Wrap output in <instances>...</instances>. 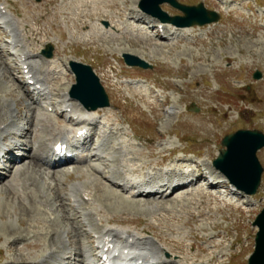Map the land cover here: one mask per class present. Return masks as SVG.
<instances>
[{
  "label": "rangeland",
  "instance_id": "1",
  "mask_svg": "<svg viewBox=\"0 0 264 264\" xmlns=\"http://www.w3.org/2000/svg\"><path fill=\"white\" fill-rule=\"evenodd\" d=\"M12 1L20 10L18 13L21 15V21L29 19L26 15L35 20L30 23L33 26L28 28V32L33 39L31 42L36 41L39 51L45 49L47 45H52L55 51L58 50V54L62 55L63 61L65 58H71L90 65L100 77L111 106L109 110L100 113L99 121L104 124L106 120L110 121L114 124V129L120 130V134L108 135V131L104 154L106 160L94 161L91 165L105 169L102 162L109 163L114 157L120 158V152L124 150L122 159L130 161L131 164L127 163L131 168L136 164H147L148 168L143 171L150 172L148 174H152L153 178L170 173L180 174L182 172L176 169L186 171L196 166L210 177V174L208 175L210 170H215L211 164L218 156L221 141L226 135L241 129L260 130L264 133V0H232L230 15L223 11L217 0H179L188 5L202 2L209 10L219 12L222 21L211 29L208 26L194 27L196 37L188 40L179 39L178 43L173 44L171 41H159V37L155 39L148 37L147 40L144 39L146 37L132 36L130 28L126 29L130 34L124 36V32L116 31L120 29L117 25L114 24V27H117L113 29L110 20L113 18L103 17L102 14L99 18L92 14L89 17L88 13L79 7L76 9L77 18L86 26L83 28L81 22L77 23L79 32L89 31L98 19H102L103 27L120 35L118 39L107 38L95 41L92 39L84 42L72 26L75 22L71 21V16L66 13V4L72 1L59 0L55 5L50 4L53 0ZM123 1L126 2V7L120 3L121 1L117 4V9L128 10L122 16V23L129 20L133 26L136 24L133 21L141 14L138 9L130 13L135 8L133 6L136 0ZM72 5L78 7L81 3L77 0L72 2ZM13 8L14 6H9L8 11L16 17L14 12L18 9L13 12ZM162 9L170 15L180 14L178 10L167 4L162 5ZM109 11L117 12L116 9ZM145 20L148 22L147 19ZM148 24L137 22L134 27L137 26L141 31L146 32L151 28L149 26H152V23ZM70 27L73 28V33ZM158 30V27L154 26L153 33ZM72 35L75 37H71ZM60 36L63 42L59 40ZM77 39L79 44L83 45L73 47L72 44L78 42ZM43 40L51 41L52 44L46 43L41 46L39 42L43 43ZM137 52L153 66L151 70L128 68L125 65L122 54L137 55ZM8 54L6 43L0 41V55L3 57L0 62L4 61L11 68L8 71L2 67L0 72V108L3 106V99L12 104L13 109L16 106L20 108V114H28L26 101L29 98L23 97L19 85V80H23L22 70L17 67L15 57ZM37 62L42 68V61L37 60ZM64 64L65 62L60 66ZM257 70L263 73V78L259 81L253 78ZM66 74V80L62 79L54 84L57 90L49 102L58 107V113L49 111L48 119L51 118L52 123L70 129L74 126L66 122L68 114L61 113L59 105L62 101L60 97L67 90V86L70 85V89L75 84L74 75L70 71ZM134 84L139 86L136 87ZM165 100L167 102L164 106H158L163 105ZM38 108L36 112L41 113L42 110ZM29 113L33 114V112ZM1 119L0 123L8 121L4 115ZM23 121V119L17 120L18 123ZM101 126L103 127L102 124ZM29 127L33 129L32 126ZM30 128L28 131L32 130ZM44 134L40 146L46 148L49 135ZM25 138L19 140L26 142ZM119 142H125L126 148L120 151ZM173 147H176L177 151L170 152V148ZM25 150L22 152H29V149ZM34 150H32L33 154L36 152ZM131 151L142 153L141 157L136 159L138 162L132 159ZM258 158L264 168V149L258 153ZM120 163L122 162H116V165ZM86 166L63 168L66 170L65 173L63 175L58 173L60 175L57 176L55 171L50 172L40 168L32 160H26L22 169L23 176L20 174L22 184L26 181L28 184L34 182V185H28L34 190L29 191L28 195L34 192L36 196L41 197L31 201L33 206L31 209L25 207L26 211L24 206L10 195V188L7 186L9 179L0 184V264L13 262L20 264L21 251L26 258L28 255L37 256L38 259L43 258L47 252L43 250L45 247L41 243L43 238L41 232L47 234L52 232L53 229L49 230L52 226L59 227V230L62 228L59 235L64 231L71 233L68 230L71 229L72 222L68 221L66 216L75 219V212L68 210L73 202L69 199L62 200L60 197L63 194H70L75 184L88 186L85 188H88L86 194L89 200L92 199L90 202L86 201L88 204L83 208L86 211L84 213L83 210L81 211L84 218L91 208L105 212H96L99 214L94 218V226L97 228L109 226L110 222L113 227L149 232L144 235L152 238L157 245L166 248L167 252L162 256L169 260L173 259L179 264L247 263V258L252 252H249L253 244L251 237L257 232L253 223L264 207V173L262 186L258 194L251 199L236 193L232 194L228 182L208 187V182L200 181L188 189L178 191L175 196L173 194L166 200L161 199L156 202L152 198H129L136 203L118 204L114 203L113 198L104 197L106 193L103 194V190L116 191L118 195L127 197V194L122 193L121 189L109 182L110 180L121 183L120 180L105 169L104 176L108 180L100 179L102 184L96 188L97 176L89 171V166L88 168ZM123 166H113L112 169L119 173ZM138 173L134 177L141 176V173ZM222 176L213 174L209 179L212 181L217 179L218 182L222 180ZM191 190L202 191L201 198L197 196L198 192L191 196ZM91 194L97 197L96 202ZM228 194L230 195L226 198ZM102 196L103 199H100ZM177 196L183 197V203L175 202ZM42 197H47L48 206L41 202L44 199ZM80 198L82 201V197ZM225 198L229 201H225ZM227 202L233 203L232 206L227 205ZM38 207L44 213L37 212ZM53 211L55 213H52ZM45 212L52 214L53 219L54 216L57 217L56 220H51ZM74 224L78 226V221L74 220ZM80 234V239L82 237L81 240L91 248L86 238L88 230L80 229ZM63 240L72 243L66 236ZM26 242L38 246L31 248ZM27 244L30 248L25 251L24 247ZM73 245L69 247L70 251L76 253V246ZM217 245H221L219 249L215 248ZM238 252V257L234 254L230 257L232 253ZM183 260L185 263H182Z\"/></svg>",
  "mask_w": 264,
  "mask_h": 264
},
{
  "label": "bare ground",
  "instance_id": "2",
  "mask_svg": "<svg viewBox=\"0 0 264 264\" xmlns=\"http://www.w3.org/2000/svg\"><path fill=\"white\" fill-rule=\"evenodd\" d=\"M64 1H67V0H64ZM70 1L76 2L77 0H70ZM118 1H121L120 3L124 7H126V2H124L123 0H79L81 5H78V7L73 6L72 2L66 4V13L69 16H71V18H70L71 21L73 20V22L76 23V24L73 23L72 26H73L74 30L78 33V35L82 41L87 42V41H91L92 39H94V41L97 39L98 40H100V39L105 40L107 38H110V39L117 38L118 39V38H120L119 37L120 35H118V34L112 32L111 30L103 27L101 25L102 19H98L89 31L79 32L80 30L77 29V23L81 22L80 23L81 26L82 27L85 26V23H83L81 20H79L77 18L78 15L76 14V9L79 7L81 9H83L84 12H87L89 17H90V14H92V15H95L99 18V16H101V14H102L103 17L105 16L107 18L108 17L113 18V19H110L111 23L113 24V26L112 25L111 26L114 27V24H115L118 27H120V29H116L117 26H115L113 28V29H116V31L118 33H123L124 31H126L127 27L131 26V24L129 23V20H127L125 23H122V16L125 15L126 11H128V10L117 9ZM217 1H218L217 3H219V5L222 6L223 11H226V13L229 14L230 9H231L230 7H233L231 5L232 0H230V1L229 0H217ZM138 2H139V0L134 1L135 5L133 6V8L134 7L135 8H134V10L130 11V13L139 10L138 9ZM58 3H59V0H53L50 2V4H53V5L58 4ZM6 4L11 5L12 3L10 0H7L6 3H0V19L3 20L7 29H9V33H7L5 30H0V39L3 42H5V41L8 42L9 49L13 50V52H14L13 55L18 58L19 63L22 65L23 69L29 70L27 76L29 77V80L35 81L34 86L36 87V86L40 85L41 89L44 88V90L42 92H41V90L39 91L40 95L48 97L52 92V82L54 79L56 82H60V80H62V79L66 80V76H67L66 73H68L67 64L69 63L71 58H65V61H63L61 58L62 55L61 54L59 55L58 51L55 53V55L53 56L52 59H46L42 55H39L40 53H38L37 43H35L36 41L31 42L33 39L30 38V33L28 32V28L33 26V24H30V23L34 22L35 20L32 19L31 16L26 15L27 18H29V19H24L21 22L19 19L20 15L18 14V10H17V12L15 11L16 9L13 10L18 15V18L13 17L6 10L7 9ZM109 9H111V10L116 9L117 12L111 13L109 11ZM135 9H138V10H135ZM130 13H129V15H130ZM149 20H150L149 23H152V24L156 23L155 22L156 20H154L152 18H150ZM159 24H162V23L159 22ZM134 25L132 27H129L131 30L132 36L146 37L144 39H147L148 37L153 38V39L159 37V41L160 40L161 41H169L170 40L172 44L176 43V42L178 43L177 40H179V39H187L188 40V38H190V37L194 38L196 36L194 33L195 28L179 29V28H175L169 24L165 25V27H164L165 30H163L162 33L158 31L152 35L151 33L149 34L148 32L147 33L141 32V35H140L139 33L136 32L137 30L134 28ZM212 26H216V25H212ZM212 26H209V29H211ZM202 33L205 34V32H202ZM168 34H170V36H172V37L169 36L170 39L165 38L166 35H168ZM210 35L212 36V34H210ZM60 37H61L60 41L62 42L63 41L62 36H60ZM46 41L47 40H43V43L41 41L39 43L42 44L41 46H43L45 43H51V41H49V42H46ZM115 41H118V40H115ZM137 55L140 56L141 58H143V56L139 55L138 52H137ZM39 58H41L42 63H43V69L42 70H40L39 64L37 63V60ZM0 60H3V57L1 55H0ZM63 62H65V64L63 66L62 65L60 66V64ZM2 67H3V69H6L8 71L11 70V68L4 61L0 62V72H1ZM57 75H60V77H57ZM69 87H70V85L67 86V90H65V92L63 94V98H64L63 103L65 104V107H66L64 111L69 112V109H71L70 110L71 113L75 112L74 115L76 114V112H80V114H81L80 119L82 121L84 120L83 123L89 122V125L93 126L94 123H96L97 115L104 110L101 109L98 111H87L78 102L70 99V97L68 95ZM35 90H37V89H35ZM55 90H57V89H55ZM28 94L30 95V93H28ZM27 98H29V97H27ZM29 99L26 101V104H27L26 109L28 111V114H25V113L20 114V112H21L20 108L13 109V107L10 103H8L7 101H4L2 99V102H4V103H3V106L0 108V122L3 119V118L1 119V116L4 115V117L6 116V119L8 118V121H10V119H12V118L14 119V117L15 118L20 117L26 123H25V125H23V124H18L15 122L17 129H14V130H16L14 132H10V130H9L10 128L13 127L14 121H11L9 123H7L8 121L0 123V146H1L0 150L1 151H4V149L2 147V142H6L10 138L14 139L15 137H20V138L28 137L29 138V140L27 141L28 143L27 142L26 143H18V142L15 143L16 146H19V148L22 149V148H26L27 146H29V144L40 143V140H42V138H43L42 135L45 133V131H48L49 137L51 136V139H50L51 145L54 146L60 141H62V143H65L67 140L74 138L78 134L79 131H82L84 129V126H81L77 129H75L74 131H72L70 129H67L64 127H59V126H56L55 124L51 123V118L48 119V117H47L48 114H44V117H41V115L40 116L34 115L33 111H34L35 107H33V106H34V104H36V102L31 97L32 101H31V103H29ZM166 102L167 101L165 100L163 105H158V106H164ZM17 105L20 106V104L18 102H17ZM50 106H52V105H48V107L46 109H48ZM53 107H55V106L53 105ZM29 112H33V114H30ZM30 123L32 124L33 129L28 131V128H26V125H28ZM106 124H107V127L109 129H111V132H110L111 135L120 134V132H119L120 130L114 129V124H110V121H107ZM79 125H81V124H79ZM92 126H90V127H92ZM45 135L46 134H44V136ZM86 138H88V137L86 136ZM102 139H104V136L102 137ZM119 143H120L119 144L120 145V149H119L120 151H121V149L126 148L125 142H119ZM40 147H39V149H37V151H40L41 156L47 157V162H45L46 165H48V166L54 165L55 167L57 165H62V164H59V162H56V156L54 154H52V149L49 151L48 149H42ZM104 149H102L103 152L106 151V148H104ZM5 154L7 155L6 163L10 164V165L8 166V168H5L4 171H2V173H5V175L10 178V180L7 183L8 184L7 186L10 188V191H9V192H11L10 195H12L13 199L15 198L16 200H18L20 202V204H22V206H24L23 207L25 209L24 211L27 210L25 207H28V208L30 207V209H31V207L33 206L31 204V201H33V200L36 201L37 199L41 198L40 196H36V194L34 192H32L30 196L28 195L29 191H34L33 189L30 188V186L34 185L33 184L34 182H31L30 184H28L27 183L28 181H26V182H24V184H22L20 174L22 175V173L24 172L22 170L24 168V166L17 163L18 158L12 154L11 149H8ZM122 154L124 155V150L120 152V156H119L120 158H117V159H115V157L113 159L111 158L112 160H109V163L105 162L103 164L105 169H107L108 171L113 173L118 179H121L122 182H126L124 185H122V184L120 185L118 183H115V182L109 180V182H111L112 185L121 189L122 193L127 194V197L118 195L116 191L115 192L117 195L113 191L107 192V191L103 190V194L106 193L104 197L113 198L114 203H118V204H125L124 202H126V204L127 203H136L134 201H130L129 198H139V197H141V198H143V197L154 198L155 196H160V198H162V200H166L169 197H171L172 194L175 193L176 191H178L179 189L186 187V186H182V187L177 186L176 189L170 190V184L176 182L173 179V177L179 178V180H180L182 177L194 176V172H196V174H198L197 181L200 178L207 179L205 172L197 167L196 170H192L190 172H184L183 170H180V172H182L183 174L182 173H180V174L170 173L169 175L167 174V176H168L167 183L165 181H163L162 183H157L158 184L157 193L150 194V193H146L145 191H139L140 181H138L135 178H132L129 174H136L137 172H139V173H141V175H143L144 173L147 172L146 174H144V177L151 179V177H153L152 174H148V173H150L148 171H143V170H145V168H148V165L144 164V163H142L140 165L136 164V165H133V167L131 168V166H129V163H127L130 161H126V160L122 159V158H124V156H122ZM131 154L133 155L132 159L134 161H136V159H138L137 157H141L142 153H139V152L136 153L135 151H131ZM50 156L53 158L55 157V159H54L55 161L53 163H50V162H52V160L48 161ZM30 157H31L30 160H32L37 166H39L40 168H43L44 164L39 165L36 162V161H39L37 156H35V155L31 156L30 155L29 158ZM125 157H126V155H125ZM90 158H91V155L85 156L80 161H78L77 163L80 164L83 161H85L86 159L89 160ZM24 159H26V158H24ZM24 159H22L19 162L20 163L23 162ZM42 160H43V158H42ZM116 162H122V163H120V165H116ZM136 162H138V160ZM130 164H131V162H130ZM15 166L17 168V171L15 173H13V168ZM87 166H89V168H90L89 171H91V173L93 175L97 176L95 178V180L97 182L94 180L96 182L95 187L96 188L100 187L99 184H102L100 179H104V180L107 179L106 176H104L105 169L102 170L103 168L102 169L98 168V165L97 166H95L94 164L91 165V163H90V165H87ZM113 166H119V167L123 166V168L120 170L119 173H116L117 171L114 172L112 169ZM150 170H152V169H150ZM64 171H66V170L61 169V171L57 170V171H55V173L57 174V176L60 175L58 173H61L63 175L65 173ZM28 173H30V172L28 171ZM210 174H212V175L218 174V172L214 171V170L213 171L210 170ZM5 178H6L5 176L1 175L0 176V182H3L5 180ZM221 178L224 180L223 182H226V179L224 177H221ZM191 184H193V182H191ZM212 184L213 183H211V185ZM28 185H30V186L28 187ZM168 185H169V187H168ZM86 187H88V186H86ZM86 187H84V186L82 187V185H80V184H75V185H73V188H72V191L70 194L69 193L65 194V195L63 194L64 196L62 195L60 197V199H62V200H64V199L65 200L66 199L71 200L72 198H75L74 205H72L71 208L73 211H75V213H74L75 219L74 220L78 221V224H77L78 226H75L74 220L72 218H70L69 216H66V217H68L66 219L68 221L72 222L71 223V229L68 230L71 233H65V231H64L62 233V235H59L61 233L60 231L62 230V228L59 230V227L55 228L54 226H52V228H49V230L53 229V231L48 233V234L41 232L42 233L41 236L43 237L41 240V243L43 244L42 246L45 247V248H43V250L46 251L47 253L43 256V258L40 257V259H38L39 257H37V256L32 257L30 255H28L26 258V256L21 251V252H19L21 254L20 256L22 258V261L20 262V264H73V262H78V261H80L82 264H101L100 261H97V262H95L94 260L92 261L86 255H88L87 253L91 252V250L96 252V253H98L100 251H105L106 247H113L112 250L108 252L110 254H113L116 251L123 252V253L125 251H128V254L126 256L128 257V256L132 255L133 257H135L134 262L137 264H142V263H145V264H179L177 261H174L173 259L169 260V259H164L163 256L160 257L159 254L164 255L167 252L166 248H164L162 245H157V243L152 238H148V237L143 236V234H145L146 231H142L141 233H138L136 230L126 229V228H121V227L109 226V227L97 228L96 226H94V218L96 215H99L98 214L99 212H101V213L103 212V210H101V209H98V208H94V210L92 208H91V210L89 209L87 211V214L85 215V218L82 219V217H83V215H81V211L83 209L82 206H85L86 204H88L85 200V197H86L85 188ZM231 189H232L231 190L232 192H235V189L233 187ZM175 195L176 194H174V196ZM92 196H94L96 198V199L93 198L96 202L97 197L95 196V194H93ZM197 196H199L201 198V193L198 192ZM80 197H82V201H81ZM226 197H228V195ZM42 198H44V199L41 200V202L44 205H48L49 200L47 199V197H42ZM177 198H176L177 200H175V202H179V204L182 201H184L182 196H179V197L177 196ZM100 199H103V196L100 197ZM94 200H93V202H94ZM117 201H121V202H117ZM137 204L140 205L138 202H137ZM195 205H200V204H195ZM183 206H184V204L182 205V207ZM35 208H36V206H35ZM36 211L39 213L43 212L42 209H40L39 207L36 209ZM248 211H250V210H248ZM64 212H66V211L64 210ZM96 212H98V213H96ZM52 213H55V212L53 211ZM66 213H68V212H66ZM103 213H105V212H103ZM46 214L48 215V217L51 220L53 219V218H51L52 214H50V215L48 213H46ZM56 218L57 217L54 216L53 220H56ZM46 221L48 222V220H46ZM50 222H52V221H50ZM108 224H111V223L109 222ZM83 228H86L88 230V234H87L86 238L88 240L89 246L91 247V250H90V248H88V246L85 244V242H83L81 240L82 237L80 239V236H81L80 229H83ZM92 232H95L96 236H93L91 234ZM65 236L67 238H69L72 241V243L71 242L68 243L65 240H63V237H65ZM34 237L36 238V233H34ZM37 240H38V238L36 239V241ZM51 240H52V243H51ZM119 242L125 243L126 245L121 246L119 244ZM26 243L29 244L32 242H26ZM28 244L25 245V247H24L25 251H28L30 246H31V248L38 246V245H31V244H29L30 245L29 246ZM73 244H75V245H73ZM72 245L76 246V248H75L76 253H72L71 251L68 252L70 250L69 247ZM220 246L221 245H217V246H215V248L219 249ZM39 250H41V249H39ZM203 251H206V249H203ZM40 253H41V251H40ZM100 259H102V256ZM182 263H185V261L183 260ZM11 264H17V263L13 262Z\"/></svg>",
  "mask_w": 264,
  "mask_h": 264
},
{
  "label": "water",
  "instance_id": "3",
  "mask_svg": "<svg viewBox=\"0 0 264 264\" xmlns=\"http://www.w3.org/2000/svg\"><path fill=\"white\" fill-rule=\"evenodd\" d=\"M164 3L181 10L185 16L170 17L161 9V5ZM140 8L164 23H171L181 28L194 25L203 26L217 22L220 18L218 13L208 11L203 4L189 7L176 0H142ZM45 53L49 57L52 56V50ZM123 57L128 65L150 68V65L139 57L130 54H124ZM71 67L77 81V84L73 86L71 96L90 110L109 106L105 90L93 69L78 62H71ZM254 78L261 79L262 74L257 72ZM222 146L224 149L221 150L218 159L214 161V166L227 176L238 189L249 195L256 194L263 173L257 152L264 148V134L257 130H241L225 137ZM255 225L259 226L261 231L257 235V250L251 258L250 264H264V211L258 217Z\"/></svg>",
  "mask_w": 264,
  "mask_h": 264
}]
</instances>
